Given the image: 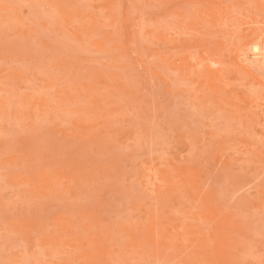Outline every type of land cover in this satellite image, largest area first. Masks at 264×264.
I'll return each mask as SVG.
<instances>
[{
	"label": "rangeland",
	"instance_id": "rangeland-1",
	"mask_svg": "<svg viewBox=\"0 0 264 264\" xmlns=\"http://www.w3.org/2000/svg\"><path fill=\"white\" fill-rule=\"evenodd\" d=\"M260 42L264 0H0V264H264Z\"/></svg>",
	"mask_w": 264,
	"mask_h": 264
},
{
	"label": "bare ground",
	"instance_id": "bare-ground-1",
	"mask_svg": "<svg viewBox=\"0 0 264 264\" xmlns=\"http://www.w3.org/2000/svg\"><path fill=\"white\" fill-rule=\"evenodd\" d=\"M242 13V12H241ZM243 14H245L244 12H243ZM240 36V35H239ZM257 40V39H256ZM254 41V40H253ZM255 42V41H254ZM258 41H256V43H257ZM258 46H256L255 47V50H256V52H255V55L256 56H262L263 58H264V42H260L259 44H257ZM253 47H254V45H252ZM249 47H247V49H248ZM226 51V50H225ZM240 56H242V55H240ZM260 64V63H259ZM216 65V64H215ZM249 65V64H248ZM263 85V84H262ZM252 86V85H251ZM253 87V86H252ZM232 88V87H231ZM221 89V88H220ZM237 89H239V88H237ZM219 91H221V90H219ZM256 94V93H255ZM253 95V94H252ZM217 119H218V116H217ZM205 120V119H204ZM225 122V121H224ZM216 123V122H215ZM217 124V123H216ZM219 125V123L217 124V126ZM219 129V128H218ZM219 131V130H218ZM221 132H222V130H221ZM216 133H217V130H216ZM255 138V137H254ZM256 140H257V138H256Z\"/></svg>",
	"mask_w": 264,
	"mask_h": 264
}]
</instances>
